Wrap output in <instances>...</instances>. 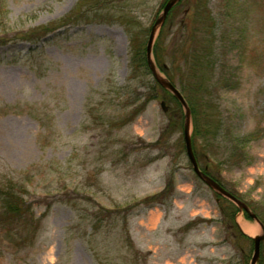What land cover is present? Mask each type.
I'll list each match as a JSON object with an SVG mask.
<instances>
[{
	"label": "rangeland",
	"instance_id": "374dc122",
	"mask_svg": "<svg viewBox=\"0 0 264 264\" xmlns=\"http://www.w3.org/2000/svg\"><path fill=\"white\" fill-rule=\"evenodd\" d=\"M166 1L0 0V183L23 189L39 226L0 225V264H250L253 249L239 252L250 243L234 238L221 199L192 171L183 116L143 64ZM180 2L159 44H182L184 16L192 32L197 8L208 10L211 37L193 32L211 43L204 92L167 54L166 73L156 68L207 105L210 131L200 111L198 132L190 126L198 168L264 223V0ZM168 181L172 201L147 208ZM234 221L261 234L243 211Z\"/></svg>",
	"mask_w": 264,
	"mask_h": 264
},
{
	"label": "trees",
	"instance_id": "16d2710c",
	"mask_svg": "<svg viewBox=\"0 0 264 264\" xmlns=\"http://www.w3.org/2000/svg\"><path fill=\"white\" fill-rule=\"evenodd\" d=\"M182 2V1H181ZM181 2H179L177 5H175L172 10L169 12V15L167 17V21L170 17L174 16L176 10L178 7L181 6ZM205 4V3H204ZM197 8V7H196ZM197 17L201 18V21L199 22L201 27H195L192 32L188 31L189 26V14L187 13L184 18L185 22H183L184 28H186V35L187 37L184 38L182 44L172 43L166 50L165 48L161 47L159 43H161L160 39L163 34L164 26L161 28L160 33L158 35L157 40L154 43L153 46V57L156 67L163 72L166 73V67H165V61L163 60V54H167V56L171 57V63L178 62L180 66L186 69V76L192 81V85H189L187 82V86H189L194 92V95H198L200 93H203V85L205 84V78L202 75L203 70L208 65V50H209V44L210 41H206L205 37L203 39V42H201L200 38L197 40L195 33L198 34L203 33V35H208L211 37L212 30H213V20L211 19L210 15L208 16V10L206 8H197ZM195 19V18H194ZM167 23V22H166ZM165 23V24H166ZM197 30V31H196ZM206 31V32H205ZM195 32V33H193ZM205 32V33H204ZM206 43V46L203 44ZM144 55V54H143ZM165 57V56H164ZM143 64L146 65L145 57H143ZM145 68L148 70L147 65ZM168 80L173 84L174 81L171 76H167ZM163 90V89H162ZM190 90V91H191ZM167 95L170 96L172 103L174 104L173 109L179 114L180 117L183 116L182 107L180 104L165 90H163ZM200 92V93H198ZM181 95L185 99L191 114V122L194 125V130L197 128V115L199 114V111L202 113V124L204 125L203 131H210L211 129V122L210 117L206 114L204 111V108L208 110L206 107L204 100L202 103L199 102V100L195 97L191 98L188 92L186 93L184 89L180 91ZM146 102H148V99L145 100L139 107L134 108V113L136 115L141 112L144 109V106L146 105ZM200 106H199V103ZM206 105V106H205ZM209 107V106H208ZM198 132L197 129L195 130V133ZM201 135V134H200ZM192 140V138H191ZM193 149V147H192ZM194 152V150H193ZM206 175H208L210 178H212L215 182H217L223 189H225L227 192H229L231 195L236 196L233 192L227 190L222 183L219 181V179L215 178L214 176H211L207 169L204 168L202 170ZM20 189L18 185L12 181H5L3 183H0V225H6L9 227H16L18 230L19 228L24 227L26 225V221L29 220L27 229L32 230L33 232H36L39 228L38 223L35 225L34 222H30V215L29 210L27 209V206L25 205V202L19 193ZM174 196V188L172 181H168L165 185V187L158 193L152 194L151 196L145 198L142 200V203L147 208H152L154 206L159 205H165L169 204V202L172 201V198ZM217 198L221 199L219 201V210L222 213L223 217H226L228 221L230 222V228L231 230H234V238L236 240H240L242 242L250 243L251 247L249 250H245L243 246H239V252L242 256V258H249L250 253L252 252V241L249 237L244 235L237 227L235 221H234V215L235 212H237V208L232 205L229 201H227L224 198L219 197L216 195ZM258 218V216L256 215ZM258 220L260 223L264 226L263 221H261L259 218ZM193 223L188 224L184 229H188ZM33 227V229H32ZM19 235V234H18ZM32 237V234H31ZM256 264H264V241L260 245V256Z\"/></svg>",
	"mask_w": 264,
	"mask_h": 264
},
{
	"label": "water",
	"instance_id": "95a60500",
	"mask_svg": "<svg viewBox=\"0 0 264 264\" xmlns=\"http://www.w3.org/2000/svg\"><path fill=\"white\" fill-rule=\"evenodd\" d=\"M180 0H167L162 8V11L160 15L155 19L152 26L149 29V33L147 36V41L145 45V61L147 64V67L154 79V81L165 91L169 92L171 96L180 104V106L183 109V143L185 148V154L188 159V162L192 168L193 173L196 175V177L204 183L208 188H210L216 195L230 201L232 204H234L239 211H243L249 218L256 221L261 228V234L256 235L254 237H251L252 241V257L250 260V264H256L259 258L260 253V245L264 241V226L260 223L258 218L254 213H252L249 208L240 200L236 199L233 195L228 193L225 189H223L217 182H215L212 178L205 175L199 168L196 162V159L193 154V150L191 147V135H190V126H191V114L190 109L181 95V93L178 91V89L166 78L162 77L152 60V48L154 45V41L156 38V35L158 31L162 28L164 25L167 16L170 12V10L179 3ZM160 107L162 111L166 110V107L164 105V102H160Z\"/></svg>",
	"mask_w": 264,
	"mask_h": 264
},
{
	"label": "bare ground",
	"instance_id": "6f19581e",
	"mask_svg": "<svg viewBox=\"0 0 264 264\" xmlns=\"http://www.w3.org/2000/svg\"><path fill=\"white\" fill-rule=\"evenodd\" d=\"M153 60V59H152ZM154 62V61H153Z\"/></svg>",
	"mask_w": 264,
	"mask_h": 264
}]
</instances>
